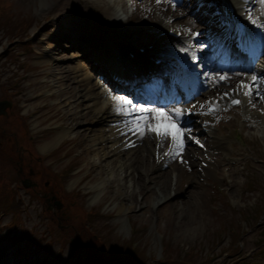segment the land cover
<instances>
[{
  "label": "rangeland",
  "instance_id": "obj_1",
  "mask_svg": "<svg viewBox=\"0 0 264 264\" xmlns=\"http://www.w3.org/2000/svg\"><path fill=\"white\" fill-rule=\"evenodd\" d=\"M1 3L10 7L11 11L8 13L12 15L13 12L14 16L17 15L19 19L29 21L31 24L26 29H20L18 25L8 23L6 17L0 18V100L7 99L12 103L5 107L4 114H0V147L12 155L8 157L11 164L5 167L9 175L7 176L17 181L14 178L18 174L21 178H28L34 185L20 190L26 210L19 226H4L5 228L0 230V264H74L70 240L65 244L60 241L61 227L58 226L68 227L67 230L77 241L79 237L77 229L82 227V223L84 229L89 228L92 233L95 231L91 227L97 228L108 245L116 246L114 252L110 254L120 256L122 252L127 251L131 259L120 256L113 264H170L164 260L159 261L164 252L162 244L165 241H169L174 249L177 247V252L180 254L198 247L203 252L199 257L208 260L209 264L213 260L215 264L219 263L218 258H212L216 253L220 254L224 249L235 252L237 248H239L238 255L241 254L239 251H245L244 257L238 262L264 264V138H253L251 140L253 150L244 156L246 160L259 162L261 164L259 170L249 169L248 176L240 174L235 189H230L226 193L218 191L216 194V190L221 185L216 175L211 177V181H216V188L205 189L206 191L202 187L197 188L205 199L204 213L203 210L197 211L187 204H182V201L187 200L180 199L186 197L185 192L180 196H175L174 192L176 178L181 170L189 172L192 177L199 171V166L195 167L196 158V162L190 164L185 159L189 151L192 155L204 152L194 144L184 149L180 157L169 161L167 171L159 167L162 172L156 173L158 178L145 176L146 174L140 176V186H142L141 188L138 186L140 205L135 208L131 199L134 179L127 168L118 171V176L113 174L111 176H114L113 180L107 174L109 172L99 176L98 171L91 168L90 164L97 159V156L85 152L80 146L72 148L73 142L65 145L58 144L60 142L58 141L54 143V147L58 146L55 150L53 147L48 154L41 152L43 145L57 137L51 139L53 136H50L42 141L29 138L28 132L34 130L33 125L36 121L25 113L33 105L24 103L19 94L15 93L17 90L31 88L35 79L38 81L44 79V75L38 73L44 70L42 63L49 57L42 56L40 52L48 46L43 43L45 38L57 31L52 23L61 20L63 27L70 32V37H65V40L58 43L54 55L63 59L60 64L63 63V67L67 70L77 59H84L79 55L83 54V49L76 46L77 42L86 38L88 34L99 38L97 35L98 33L101 35L99 24L110 29L116 27L130 31L136 26L134 20L129 21L127 25L114 21L112 12L116 4L111 0L84 2L48 0L47 5H43L39 0L29 3L25 0H1ZM104 5H109V11ZM8 13L4 5L0 4V15L5 14L10 19L12 16H8ZM54 18L56 19L53 20ZM136 27L141 29L140 26ZM204 33L206 35V32L202 31V34ZM94 36H88L87 39L94 40ZM102 36L110 38L111 35ZM135 39L142 40L141 35L137 34ZM83 62L89 65L86 60ZM81 76L78 74V79ZM57 123L59 122L48 120L43 124L53 126ZM82 126H86V123ZM96 127L100 128L101 125L98 123ZM106 127L108 129V126ZM63 130L66 129L50 132L56 131L60 135ZM70 135H75V130H71ZM149 137L153 145L152 135ZM65 151H68V154L64 155ZM123 152H121V160L127 156L126 152ZM152 159L151 157L148 163L149 169L153 163ZM181 159L185 162L181 163ZM234 162L235 160H232V163ZM19 165H23L24 172L19 171ZM137 177L136 174V179ZM163 180L167 181L164 190L160 188ZM182 181H185V176L180 178L177 185ZM200 184L212 186L205 179L200 180ZM96 185L100 188L93 193L90 190ZM187 186L188 184L185 183V187ZM118 190L120 192H116ZM168 190L171 194L167 197L160 194L161 191ZM224 190H228L227 185L224 186ZM258 195L261 200L255 201ZM74 199L78 200L74 201ZM248 200L256 204L247 207H238V204H235V202L242 204ZM56 202H59L60 206ZM122 205L130 208L120 211ZM89 209H97L98 212L93 217H88V220L86 213ZM249 212L257 213V220L249 219L247 217ZM0 218L3 220L2 224H6L10 220V215ZM88 221L91 227L88 226ZM50 222L56 229L51 236ZM196 223L201 229L194 233L196 230H193V227H196ZM229 224L240 232L239 237L236 238L235 233L231 235L230 228L228 232L223 230L224 226ZM69 232L67 236H71ZM214 233L215 235L219 233L217 236L219 240L224 238V241H218L220 247L216 241L210 247ZM135 240L140 248L133 247L139 249L142 257L129 250V243L133 244ZM104 252L107 254L105 249ZM21 253L24 254L26 262ZM167 256L168 254L165 253V257Z\"/></svg>",
  "mask_w": 264,
  "mask_h": 264
},
{
  "label": "bare ground",
  "instance_id": "obj_2",
  "mask_svg": "<svg viewBox=\"0 0 264 264\" xmlns=\"http://www.w3.org/2000/svg\"><path fill=\"white\" fill-rule=\"evenodd\" d=\"M25 1L28 3L35 2V0ZM39 1L43 5H47L48 3V0ZM197 1L199 0H192V2L195 3H197ZM216 1L220 2L221 0ZM114 2L118 4V6L116 7L117 11L119 6H121V9H124V0H114ZM241 2L242 0H237V3L235 5H238ZM167 3H170V1L160 0V3H157V0H143L142 2L136 1V6L138 7L137 9L141 10L135 15V18L139 17L138 25L142 26V23L143 25L149 23L153 19V16L156 15V18H160L158 19L159 23L165 26V28H162L160 30H164L168 27L173 26L172 23L166 22L164 20V16L166 14H172L175 17L184 15L186 12L187 3H184L183 7L181 8L178 6L168 5ZM158 5L162 8L160 9V11H155L157 10L155 9L154 12L152 8ZM104 8L109 11L110 7L109 5H104ZM202 9L203 8H201V10ZM209 9L211 10V8L206 7L205 11L209 12ZM112 14L116 13L113 12ZM55 19L56 18H54L53 20ZM201 21L202 17L200 16V14H198V12H196L193 17L186 16L181 19V23L186 22L189 27L192 26L191 31L201 28ZM211 21L217 23L216 19H211ZM51 25L59 26V29L55 33L47 36L44 40L45 42H43L48 46L43 48L42 52L40 53L42 54V56H47L50 59L45 57L48 60H45L46 62L42 63V67L44 68V70L38 73L44 75L47 79H44L42 81H38L37 79H35L31 88H28L27 90L23 89L22 91H16V93L19 94L24 103H31L33 105V107L28 109L25 113L29 114L32 111V119L36 121V124L33 125L34 130L32 132H28V136L30 139H34L36 141H40L45 137H50L52 135L49 132L51 130V127L45 126L43 123L48 120H52L53 122L60 121V124L67 129L61 131L60 135H52L53 137H51V139H54L55 137L57 138L41 147V152L48 154L51 152L54 145L58 143V141L61 142L62 139H65L66 136L70 135L71 130H75V135L70 139L76 141L75 146H80L82 149H84L85 152L97 156V159L91 161L90 164L92 165L91 168L98 171L99 176H102L104 175V173L109 172L107 174H109L110 179H112L114 176L119 175L118 171L125 170L126 168L127 170H130V174H132V178L134 179L133 191L131 193V199L133 203L132 206L136 208L138 205H140V202L138 200V186L140 188L142 187L140 186V176L147 174L151 170L148 168V163L151 160V157H154V146L151 144V138L149 137L150 134H146L141 139L137 135L129 132L125 126L122 125V127H118L117 124L109 128L111 129L109 134H106L105 128L96 129L95 125H97V123H108L110 121L109 117L111 115L114 116V120H112L113 122L116 120V118H118L119 121L123 122L124 118L114 113L113 101H109V99L105 96L103 89L100 94H96L94 92L96 85H98V82L94 83L95 73L93 72V67L91 68V65H86L85 62H83L84 60H86L89 64L91 63L96 70H100L101 72L106 73L105 68L100 66L103 58H108L109 62L116 63L114 61L115 55L121 54L124 63H133L134 60L131 59L127 53H125V45L112 42L111 46H109L106 43V37H99L97 39V37L95 36V45H92L89 48L90 50H92V53L89 49L86 50L85 44L77 42L78 47L85 48V53L83 55L84 59H77L75 64L70 69L66 70L63 67V63L60 64L63 59L61 57H55L54 55L56 46L59 45L58 43H60L61 40L65 39V37H70V32L63 27V22L61 20H57L54 24L52 23ZM179 29L181 28L179 27ZM192 34L193 33L189 34L188 37V40L190 42V37ZM125 35L130 36V34ZM169 38L170 40H157L158 48L162 49L166 45H169L172 41H174L173 38ZM219 46L220 49H222V51L224 52V57L226 59L230 58V46L222 41H220ZM108 52L110 54H107ZM154 52L155 51L152 50L149 53L152 54ZM79 55L81 56V54ZM73 71L75 74H73ZM78 74L82 75L80 79H78L77 77ZM224 76H226L227 79L223 81H220L219 77L215 78L216 80L214 81V92L221 93L228 84H234L236 82V75L226 74ZM187 94L190 95L189 93ZM102 98L103 100H101ZM46 99H51V103L46 102ZM176 109H180L184 113V115H182L181 117V122L184 120H194L201 113L200 108L198 106L194 107V105L192 104L184 108H170L169 110L175 111ZM169 110L166 109V111ZM259 115L263 116V114H261L260 112ZM83 123H86V126H82ZM121 139H127L126 141L128 142L126 143V141L122 140L123 142H125V144L122 145L118 142ZM229 142L230 141L228 139L227 141H220L218 138H216L210 144H208L207 141L206 146L207 148H214L216 146L219 148L223 147L222 149H227V144ZM50 146L52 147L50 148ZM127 146H129L128 149ZM122 151H124L123 153L126 152L125 154L128 156V158L126 156L121 160L120 157H122ZM229 154L230 152L227 150V155ZM193 155L188 153L186 156V159L190 160V163H194L195 156H198L197 154H195V156ZM124 158L126 160H123ZM224 159H227V156H225ZM204 160L206 163H210L206 158H204ZM225 164H227V168H230L231 161L228 160ZM152 165L153 167H155L154 162ZM219 165L222 166L223 163L219 161ZM207 172H211L210 165H208V168H203L202 170H200L199 175H194L195 179L194 177L189 175L187 171L184 170H181L176 178L177 184L179 183L180 178L184 176L189 183V186L186 189L183 188V185H181V183L177 185L175 189L177 196L182 195V192L186 193V197L183 198L187 200L185 201L183 199L184 201H182V204H187L197 211L203 210V213L205 212V199L202 198L201 191H199L197 188L202 187L204 188V190L209 189V187L201 185L200 181L198 180L201 177L206 178ZM152 173L154 174V169L151 170L150 174ZM113 174L114 176L111 177ZM136 174L138 175L137 179ZM220 175L222 185L225 186V177L223 176V173H220ZM197 177L199 178L197 179ZM166 185L167 181L163 180L160 188L164 190ZM230 187L231 189H235L234 184H231ZM99 188V185H96L91 188V191L93 193H96ZM116 192L120 191L118 190ZM160 194H162L163 197H167L170 193L168 190L161 191ZM189 198H191V200H188ZM124 199L126 198L124 197ZM240 206L245 205L240 204ZM129 208L130 207L122 205L120 211H124ZM200 229L201 226L199 225L197 227V223L196 227H193V230H196L194 233L200 231ZM235 255L236 254L233 253L225 257L224 259H222L221 264H229L231 260L242 257L239 255Z\"/></svg>",
  "mask_w": 264,
  "mask_h": 264
},
{
  "label": "snow or ice",
  "instance_id": "obj_3",
  "mask_svg": "<svg viewBox=\"0 0 264 264\" xmlns=\"http://www.w3.org/2000/svg\"><path fill=\"white\" fill-rule=\"evenodd\" d=\"M261 5V15H264V0H258ZM157 3H160V0H157ZM248 19L257 27L260 25L257 24L249 14ZM199 35V34H196ZM195 56L192 57L193 62H195ZM215 79V77H213ZM227 77L221 75L219 77L220 81L226 80ZM264 85V81H260L256 76L252 77L251 84H242L238 85V89L241 87L247 89L243 94L249 97V103H252L253 90L255 89V95L259 99L264 100V93H261L259 87ZM108 95L113 101V111L118 116L124 118V126L128 129L129 132L137 135L139 138H143L146 134H151L156 138H159L161 142L164 140L171 141V147L169 151L165 154L170 158H177L181 156V153L185 147V135L186 131L183 129L181 124V117L184 113L180 109L175 111H163L160 108L156 107H146L142 105H137L133 102L132 99L126 98L120 94H112L110 90ZM228 93H225L224 96H228ZM230 103L232 105H239L241 103L238 99H231ZM208 107L211 111L216 109L212 106L210 102ZM254 107V105H253ZM264 111V110H262ZM196 143H199L196 141ZM159 147V145H158ZM202 147V145H201ZM185 161L181 159V163Z\"/></svg>",
  "mask_w": 264,
  "mask_h": 264
},
{
  "label": "water",
  "instance_id": "obj_4",
  "mask_svg": "<svg viewBox=\"0 0 264 264\" xmlns=\"http://www.w3.org/2000/svg\"><path fill=\"white\" fill-rule=\"evenodd\" d=\"M6 101H0V114L5 113Z\"/></svg>",
  "mask_w": 264,
  "mask_h": 264
}]
</instances>
